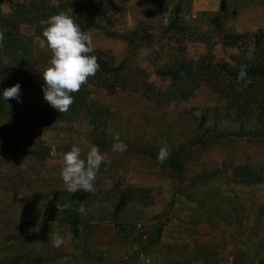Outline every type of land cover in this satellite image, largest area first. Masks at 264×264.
<instances>
[{"label": "rangeland", "instance_id": "1", "mask_svg": "<svg viewBox=\"0 0 264 264\" xmlns=\"http://www.w3.org/2000/svg\"><path fill=\"white\" fill-rule=\"evenodd\" d=\"M105 1L110 6L108 18L101 26L91 27L86 32L91 35L94 48L106 50L117 63L143 67L149 79L162 90L168 86L169 79L157 70L171 53L178 51L193 61L212 46L215 60H231L239 48L223 42V29L233 27L239 33L264 30V0H227L221 13H218L219 8L198 9V0ZM178 4L181 18H203L200 27L208 29L205 35L208 39L181 41L182 36L176 37L174 31L168 30ZM4 11H9L8 5L4 6ZM192 25L194 22L189 23ZM191 28L188 31H192ZM22 31L33 38L35 66L9 118L21 110L22 100L38 95L40 85L44 84L42 73L52 57L43 35L36 34L28 24L22 26ZM208 40L214 43L208 46ZM143 48L150 49L151 54L140 56ZM92 97L115 114L107 128L113 142L118 137L127 145L123 153L100 148L111 159V164L106 170L101 165L94 182L95 191L108 190L115 185L145 187L151 189L155 203L142 211L133 207L131 215L136 219L131 223L126 218L124 226L119 227L110 220H97L100 210L109 208L100 209L95 203L86 206L81 231L91 244L100 248L103 258L99 263L89 254L82 257L70 242L69 223L53 219L54 214L48 210L61 208L54 196L66 189L60 175L61 158L42 159L23 151L4 152L0 121V264H23L26 260L45 257H52L49 261L66 257L72 264H128L126 261L149 264L146 258H151L152 262V256L162 251L168 256L180 254L183 264H264V215L259 205L248 204L252 198L264 201V185L244 188L233 182L215 181V188L222 193L209 196L204 188L191 187L189 181L198 171L213 172L216 177L225 178L238 164H264V136H238L240 122L232 115L226 117L224 97L207 86L200 87L188 100L170 104L155 102L127 88L95 89ZM252 127L257 125L244 126L246 130ZM214 128L225 136L217 138ZM89 131L91 126L82 116L44 131L42 139L50 147L55 145L58 152L78 146L84 157L92 146ZM204 131L208 133L203 141L197 142L195 132ZM180 144L188 149V157L175 173L158 161L157 153L161 148L170 150ZM242 203L250 210L249 214L244 213L243 222L240 220ZM136 222L134 227L132 224ZM161 223L165 224L162 234L165 239L155 241ZM106 224L112 228L105 227ZM32 225L40 228L38 234L29 233ZM55 235L65 240L59 248L52 246ZM95 237L102 241H94ZM104 237H109V241L103 242ZM162 242L167 245L162 247Z\"/></svg>", "mask_w": 264, "mask_h": 264}, {"label": "trees", "instance_id": "2", "mask_svg": "<svg viewBox=\"0 0 264 264\" xmlns=\"http://www.w3.org/2000/svg\"><path fill=\"white\" fill-rule=\"evenodd\" d=\"M227 0H222L218 13L225 10ZM9 6V11H4V6ZM110 6L105 0H0V30L4 31L5 40L0 46V89L11 87L19 82L21 93L27 88L32 70L35 66L33 56V38L22 31V26L28 24L34 28L38 35H42L43 27L41 19L61 12L67 13L79 24L81 29L87 32L91 27H99L102 21L108 18ZM175 16L168 24V30L182 36V40L197 38L208 39L205 35L208 29L203 30L200 23L203 18H181L180 5L174 9ZM202 15L206 13L202 12ZM211 14V13H210ZM194 25L189 26V23ZM192 27V28H191ZM180 28V30H178ZM192 31H188V29ZM222 40L225 44L238 47L239 52L232 54L231 60H215L211 49L214 43L208 40V51L196 60H187L183 54L175 51L169 59L163 62L158 73L169 79V84L162 90L152 82L143 67H129L123 62L117 63L112 54L106 50L95 48L94 55L98 58L100 70L94 77H90L87 84L83 85L79 92L74 93V103L69 110L60 113L44 100L40 85L39 93L31 100H22L21 110L12 118L15 99L4 101L0 99V121L2 122L1 147L6 153L23 151L39 158L50 156V146L44 144L42 134L46 130H52L65 122H72L80 117H85L91 126L89 141L99 148H111L114 143L107 128L114 118V112L104 103L92 97L95 89H131L141 93L145 97L162 104L185 101L195 95L196 91L207 86L220 94L225 99L228 118L232 116L240 122L238 136L257 135L264 136V30L237 32L233 27L223 29ZM133 41V40H132ZM180 45L182 43L180 42ZM245 66L247 79L251 82L244 85L237 83V74ZM241 90H237V88ZM232 115V116H231ZM255 123L257 127L246 130V124ZM217 138H222L225 133L218 128L213 129ZM208 132H195L196 140L203 141ZM157 153V152H156ZM158 154V153H157ZM188 149L183 144L170 148L168 157L163 165L173 172H179L186 161ZM223 179V180H222ZM191 187L204 188L206 195H221V190L215 188L213 182L230 183L240 187L251 188L256 185H264V164L251 163L238 164L233 167L231 173L225 178H218L213 172L198 171L192 177ZM208 187V189H206ZM37 197V195H35ZM54 200L61 206L60 209H48L53 219H64L69 223L70 242L74 249L82 256L91 255L99 263L103 256L100 248L91 244L81 231V224L85 220L86 206L95 203L97 207L109 208L100 210L97 220H110L116 227L124 226L125 219L133 223L131 213L133 207L144 209L155 203V197L151 189L137 186L115 185L108 190L71 193L66 189L55 193ZM103 201H106L103 203ZM249 205H259L258 209L264 215V201L258 202L253 198ZM83 207L84 211L79 209ZM130 213V216L129 214ZM240 220L243 222L244 213L249 214L244 203L240 204ZM243 213V214H242ZM122 214H125L122 216ZM128 215V216H127ZM136 222L134 227H136ZM141 225V223H140ZM165 224L157 228V238L160 240ZM125 229V228H124ZM154 242V241H153ZM151 243V240L150 242ZM17 258H14L16 261ZM52 257L33 258L23 264H37L51 260ZM16 264V262H14Z\"/></svg>", "mask_w": 264, "mask_h": 264}, {"label": "clouds", "instance_id": "3", "mask_svg": "<svg viewBox=\"0 0 264 264\" xmlns=\"http://www.w3.org/2000/svg\"><path fill=\"white\" fill-rule=\"evenodd\" d=\"M40 24L43 27V37L46 39L47 47L51 50L52 57L49 66L43 71L42 78L44 84L42 90L44 100L60 113L67 112L74 103V93L80 91L81 87L87 84L90 77H94L100 70L98 58L95 52L93 39L90 34L81 29L79 24L67 13L61 12L49 16L47 19H41ZM5 34L0 30V46L3 45ZM140 56L147 57L151 50L143 48L140 50ZM247 70L241 66L237 74L238 85L251 81L247 79ZM237 90H241L239 87ZM0 99L8 101L15 99L21 100V85L19 82L11 87L0 89ZM115 142L111 146V151L123 153L127 150V145L115 137ZM50 156H59L62 160L61 178L66 190L71 193L78 191L94 192V182L101 165L111 164L108 155L100 150L96 145H92L86 155L82 157V149L73 146L70 151L58 152L57 147L53 145L50 148ZM169 155L168 148H161L157 154L160 163ZM79 211L83 212L81 207ZM30 234H38L40 228L32 225L28 229ZM65 240L60 235L52 238V246L59 248Z\"/></svg>", "mask_w": 264, "mask_h": 264}, {"label": "crops", "instance_id": "4", "mask_svg": "<svg viewBox=\"0 0 264 264\" xmlns=\"http://www.w3.org/2000/svg\"><path fill=\"white\" fill-rule=\"evenodd\" d=\"M221 1L222 0H198L196 2H198V9H208L209 7H212V9L215 10L217 8L220 9ZM105 227H108V228L111 229L112 228V225L106 224ZM103 239H104L103 242L104 241L105 242L109 241V237H107V238L104 237ZM115 239H116V237H115ZM163 239H165V236H162V240ZM94 241H97L99 243L102 240L101 239H97L95 237V240ZM103 242H101V243H103ZM166 245H167L166 242H162V247H165ZM118 251H120V250H118ZM117 254H118V252L116 251V255ZM152 257H153V259H152L153 261L152 262L150 260L151 258H149V257L146 258V259H148L149 264H183L182 263L183 258L178 253H174L172 256H168L166 254V251H162V252H158V253L154 254ZM137 261H139V260H137ZM125 263L132 264L130 261H126ZM37 264H72V263H70L67 260L66 257H60V258H56L53 261H46V262L37 263Z\"/></svg>", "mask_w": 264, "mask_h": 264}]
</instances>
